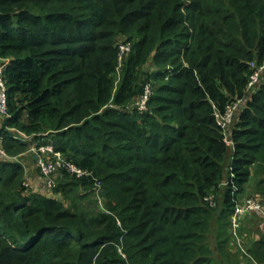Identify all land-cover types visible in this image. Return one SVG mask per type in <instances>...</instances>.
Instances as JSON below:
<instances>
[{
    "label": "trees",
    "instance_id": "obj_1",
    "mask_svg": "<svg viewBox=\"0 0 264 264\" xmlns=\"http://www.w3.org/2000/svg\"><path fill=\"white\" fill-rule=\"evenodd\" d=\"M0 58V264H264V214L231 232L248 184L264 205V0H0ZM23 135L92 176L27 187Z\"/></svg>",
    "mask_w": 264,
    "mask_h": 264
},
{
    "label": "built area",
    "instance_id": "obj_2",
    "mask_svg": "<svg viewBox=\"0 0 264 264\" xmlns=\"http://www.w3.org/2000/svg\"><path fill=\"white\" fill-rule=\"evenodd\" d=\"M121 49V54L125 51H128L130 49V44L125 43L120 45ZM11 61L10 59H5V58H0V113L2 115L8 114V106H7V85L3 76L5 68L10 65ZM250 66L253 69V72L250 76V81L248 83V86L246 88V93H250L251 90L260 82L262 75L264 73V62L262 64H258L256 61L250 62ZM152 94V89L151 85L147 84L145 86V93L143 97L137 102L139 109L144 110L147 108V102ZM246 102L244 97L238 99L236 102L233 104L229 105L227 109L225 110L224 113H219L217 112V121L218 124L223 128L225 133H228V130L230 129V126L233 122V119L236 115V113L239 111V108L241 107L242 103ZM26 140L31 141L33 139V136L31 135H23ZM226 142L228 145L234 147V142L230 138V135L227 134L226 137ZM44 147H40V149H43ZM53 154L49 155L46 157L45 153ZM41 154V155H40ZM5 155H7L2 147L1 141H0V158H3ZM38 160V165L41 169V172L45 176H49L52 173L58 171L60 169L66 168L67 170L71 171L72 173H76L79 176H84V175H91L92 172L80 168L74 163L68 161L65 156L58 151H54L51 146H46L37 156ZM95 182V186L97 188V194H98V199L99 203L101 204V208L105 207L102 204V199L100 197V191L102 184L101 182L96 179L93 176ZM53 181V188L56 186V183L54 180ZM49 181V182H50ZM51 183V182H50ZM235 190L233 191V196H235ZM239 199L235 200V208L234 211L231 215V221H232V227H231V232L233 234V238L235 241L238 242L239 246L242 248L243 252L247 253V251L244 249L243 246V239H242V234L240 232L241 228L245 226L246 224V219L252 215L253 213H262L264 214V205L261 201H259L257 198L254 196L241 199L240 196H238ZM212 200V196L208 198ZM241 234V235H240ZM255 264H261L255 261Z\"/></svg>",
    "mask_w": 264,
    "mask_h": 264
},
{
    "label": "rangeland",
    "instance_id": "obj_3",
    "mask_svg": "<svg viewBox=\"0 0 264 264\" xmlns=\"http://www.w3.org/2000/svg\"><path fill=\"white\" fill-rule=\"evenodd\" d=\"M45 139H46V141H45ZM31 142H32L30 145L31 147L28 149V151H26V152H24L18 156H10L9 159H12L15 161H20L21 163H23L24 168H25V185L27 187L32 188V187L36 186L38 188H41V190H44V192H47L49 194H53L54 193V189L52 187L53 181H50V180H54V182L57 184L56 179H57V176L59 175V172L56 171L49 176L43 175V173L41 172V169L38 165V160H37L38 154L46 146H51L53 148V150L55 151L53 140L51 138H43V139L41 138V139H38V141H36V142H33V139H32ZM40 147H44V148L40 149ZM45 155H46V157L49 155H52V157H54L53 154H49L48 152L45 153ZM254 178L255 177L252 176L250 183L255 181ZM251 188H252V185L248 184L247 190L240 195V198L245 199V198L254 196L253 193H251V191H252ZM102 204L105 207L104 200L102 201ZM98 205L101 206L100 203ZM245 221H246L245 225H247L250 221V218L248 217ZM242 239H243V237H242ZM244 239L247 240V237H244ZM232 246H233V248H231V250L233 251L234 249H236V246L234 245V241H233Z\"/></svg>",
    "mask_w": 264,
    "mask_h": 264
}]
</instances>
